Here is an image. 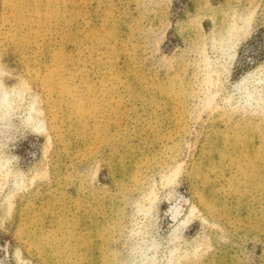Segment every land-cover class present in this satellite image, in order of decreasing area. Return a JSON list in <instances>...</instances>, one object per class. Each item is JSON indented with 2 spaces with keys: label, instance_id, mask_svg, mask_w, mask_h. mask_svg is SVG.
Returning a JSON list of instances; mask_svg holds the SVG:
<instances>
[{
  "label": "rangeland",
  "instance_id": "1",
  "mask_svg": "<svg viewBox=\"0 0 264 264\" xmlns=\"http://www.w3.org/2000/svg\"><path fill=\"white\" fill-rule=\"evenodd\" d=\"M247 18L210 83L204 57ZM258 71L264 0H0V84L25 92L0 126V264H137L151 239L159 264L172 247L264 264V112L226 103ZM34 100L45 136L25 126Z\"/></svg>",
  "mask_w": 264,
  "mask_h": 264
},
{
  "label": "bare ground",
  "instance_id": "2",
  "mask_svg": "<svg viewBox=\"0 0 264 264\" xmlns=\"http://www.w3.org/2000/svg\"><path fill=\"white\" fill-rule=\"evenodd\" d=\"M250 25V18L242 20L241 23H236L231 28L230 34L226 38L218 44L216 42L214 43L213 50L215 51V59H211L206 56L204 57L207 72L206 75L210 83L214 80V77L220 80V78L230 72V67L237 57L238 45L247 35ZM260 71L248 73L240 82H238L236 86H234L233 93L226 99V103L230 102V105H236L239 109L242 108L245 110H252L254 113L258 111L264 112V77L261 76L262 73ZM24 93L25 92L23 90L18 89L9 91L0 84V126L7 125L11 116L14 115L16 110L20 108V105L24 100ZM213 96L209 95L206 97V103L211 104L214 100ZM40 116L41 111L37 108L36 100H34L29 104V108L26 110V119L24 121L25 126L29 127L35 135L45 136L47 134V124ZM2 131L3 130L0 128V134ZM48 140L50 141V137H48ZM0 172H7V174L5 173L6 177L13 175L9 159H0ZM22 183L23 181L19 180L18 176H15L14 186L17 189L22 186ZM151 202L154 201L151 200ZM171 210V218H173V221L178 220L182 212L181 205L175 206ZM196 210L197 209L192 206L185 216V219L176 225L177 227L175 226L171 233L172 242L178 239L181 231L190 225L195 213H197ZM140 212L147 217L151 214L152 209L151 207H144L140 209ZM159 249L160 244L155 239L146 241L144 245L138 244L136 248L138 255L137 264H159L157 256ZM169 250V255L166 257L165 264H175L177 262L176 254L178 249L176 247H172Z\"/></svg>",
  "mask_w": 264,
  "mask_h": 264
}]
</instances>
